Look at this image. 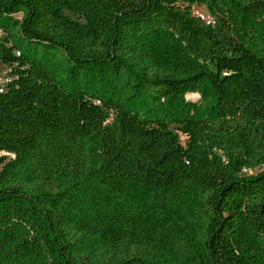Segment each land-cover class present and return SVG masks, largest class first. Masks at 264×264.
I'll list each match as a JSON object with an SVG mask.
<instances>
[{"label":"trees","instance_id":"16d2710c","mask_svg":"<svg viewBox=\"0 0 264 264\" xmlns=\"http://www.w3.org/2000/svg\"><path fill=\"white\" fill-rule=\"evenodd\" d=\"M0 67V264H264V0H0Z\"/></svg>","mask_w":264,"mask_h":264},{"label":"rangeland","instance_id":"374dc122","mask_svg":"<svg viewBox=\"0 0 264 264\" xmlns=\"http://www.w3.org/2000/svg\"><path fill=\"white\" fill-rule=\"evenodd\" d=\"M192 12L194 15H197L199 17H201L203 20L207 21V22H212V18L210 17L207 8L205 6H198V5H193L192 6ZM0 69H3L2 67H0ZM191 100H198L197 96H193V95H189L188 96ZM182 141L185 142V137H181Z\"/></svg>","mask_w":264,"mask_h":264}]
</instances>
